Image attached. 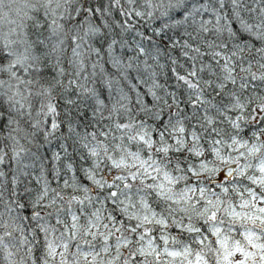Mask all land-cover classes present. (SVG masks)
<instances>
[{
    "label": "snow or ice",
    "instance_id": "snow-or-ice-1",
    "mask_svg": "<svg viewBox=\"0 0 264 264\" xmlns=\"http://www.w3.org/2000/svg\"><path fill=\"white\" fill-rule=\"evenodd\" d=\"M0 264H264V0H0Z\"/></svg>",
    "mask_w": 264,
    "mask_h": 264
}]
</instances>
